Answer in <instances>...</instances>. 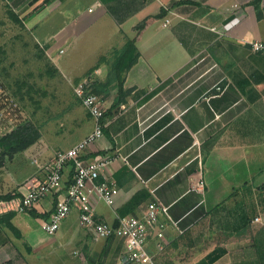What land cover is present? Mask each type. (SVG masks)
I'll list each match as a JSON object with an SVG mask.
<instances>
[{
  "label": "crops",
  "instance_id": "0c3cea01",
  "mask_svg": "<svg viewBox=\"0 0 264 264\" xmlns=\"http://www.w3.org/2000/svg\"><path fill=\"white\" fill-rule=\"evenodd\" d=\"M14 1L42 4L29 21L50 6L64 18L48 35V52L68 87L85 78L105 82L110 57L136 36L141 22L155 17L136 42L140 55L126 74L124 87L132 91L125 101L112 107L117 88L97 93L107 108L104 136L84 158L110 160L104 176L116 182L119 194L114 205L93 195L96 215L116 225L120 217L141 215L157 201L170 207L177 225L168 228L164 251L151 238L156 264H195L204 258L208 252L192 262L168 255L202 243L207 220L212 234L228 239L222 246L226 254L213 264H264V222H255L262 213L264 219V208L248 203L264 192V54L251 50L252 41H264V14L258 18L254 0ZM260 6L264 11V0ZM100 35L102 48L92 50ZM82 44L97 57L67 65L65 53H77ZM75 102L33 120L41 138L0 167V194L20 195L12 205L42 181L43 167L58 151L93 131L94 119ZM12 120L0 125V136L17 126ZM72 174L67 169L68 183ZM53 198L39 203L37 213L53 210ZM12 211L0 208V264H123V241L93 238L80 226L78 206L53 235L41 227L44 217L14 211L18 237L7 226ZM248 213L253 221L243 228L239 218ZM248 232L250 240L244 239ZM254 236L261 243L257 250Z\"/></svg>",
  "mask_w": 264,
  "mask_h": 264
},
{
  "label": "built area",
  "instance_id": "2783aa9c",
  "mask_svg": "<svg viewBox=\"0 0 264 264\" xmlns=\"http://www.w3.org/2000/svg\"><path fill=\"white\" fill-rule=\"evenodd\" d=\"M251 50L264 54V41H252ZM76 96L81 100L95 122L94 129L73 147L58 151L54 158L43 167L44 177L38 184L29 188L17 203L0 200V208L6 211L29 214V211L45 198L53 196L54 209L48 218H43L41 227L48 234H55L63 221L78 206L79 223L93 238H119L123 241V264H156L155 256L149 250L152 237L156 238L157 250L164 251L166 232L175 224L170 207L154 201L147 205L141 215L120 217L118 224H112L97 217L92 201L97 195L109 205L115 204L119 188L115 181L104 176L110 160L107 158H84L87 149L104 136V119L107 113L102 98L94 91L93 80L85 78L74 86ZM67 169L72 171L68 183ZM263 216L255 218L262 222ZM184 231L180 230V234Z\"/></svg>",
  "mask_w": 264,
  "mask_h": 264
},
{
  "label": "rangeland",
  "instance_id": "374dc122",
  "mask_svg": "<svg viewBox=\"0 0 264 264\" xmlns=\"http://www.w3.org/2000/svg\"><path fill=\"white\" fill-rule=\"evenodd\" d=\"M41 6L40 3L35 7L18 6L15 1L0 0V125L7 118L13 119L12 122L18 121L17 124L27 120L46 119L49 111L62 109L72 99H76L75 103L83 107L74 91L76 84L69 87L64 84L48 52L51 44L48 35L62 26L64 18L58 12L51 13L54 6H50L41 11L33 21H29V15ZM52 15L54 17L50 18ZM103 36H97L93 40L92 50L102 48ZM83 40L85 39L82 38L79 42ZM81 47L77 53L67 51L63 61L67 65L79 64L81 60L87 62L88 58L94 61L98 52L88 53L89 47H84L83 44ZM81 107H78L79 112L83 111L87 116L86 110ZM253 199L254 201H248L250 205L257 203L264 208V192H258ZM263 222L264 219L261 223ZM209 223L207 220L204 224L206 237L199 243L201 245L198 244L193 249V246H188V250L181 249L178 253L173 251L168 256L177 255L182 261L192 262L214 250L215 246H224L228 239L223 235L212 234L208 228ZM252 235V232H248L244 239L250 240ZM254 239V244L261 247L259 237L254 236ZM247 240H242V244L250 245L251 241ZM257 248L258 246L255 247L256 250ZM120 257H123V252Z\"/></svg>",
  "mask_w": 264,
  "mask_h": 264
},
{
  "label": "trees",
  "instance_id": "16d2710c",
  "mask_svg": "<svg viewBox=\"0 0 264 264\" xmlns=\"http://www.w3.org/2000/svg\"><path fill=\"white\" fill-rule=\"evenodd\" d=\"M49 0H46L48 3ZM261 0H254L252 4L256 7L258 18L262 19L264 11L260 6ZM155 17H149L143 22H141L137 27V34L133 39H129L124 47L119 50H116L110 59V69L108 79L105 82L95 81L93 83L94 91L98 94H108L112 88L118 89V94L113 103V108L118 107L122 102L125 101L126 97L131 93V89H125V78L127 72L131 67L137 62L139 58V51L137 49L136 42L139 40L142 32L147 28L150 22ZM42 134L40 127L34 123L32 120H27L25 122L17 124V126L10 132L5 133L0 136V167L4 166L8 160H12L16 154L22 152L35 144ZM234 194H232L235 196ZM20 197L17 193H7L0 194V200L10 201L18 199ZM231 197V199H232ZM250 206V204H249ZM246 207H248L246 205ZM15 212H9L7 216V226L14 232L18 237H21L20 231L13 225L11 219L15 216ZM29 214L34 217H44L46 218L48 214L41 215L37 213L35 209L29 211ZM4 216H0V223L3 222ZM253 221V217L248 213L247 216L239 218V223L245 228L249 226ZM118 224V223H117ZM116 224V225H117ZM114 238H110L112 240ZM227 250L223 247H217L208 253L204 258L198 261L195 264H213L218 261L222 256L226 254ZM6 264H12L11 261H8Z\"/></svg>",
  "mask_w": 264,
  "mask_h": 264
}]
</instances>
